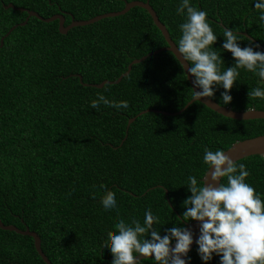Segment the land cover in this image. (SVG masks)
Returning a JSON list of instances; mask_svg holds the SVG:
<instances>
[{
  "label": "trees",
  "instance_id": "16d2710c",
  "mask_svg": "<svg viewBox=\"0 0 264 264\" xmlns=\"http://www.w3.org/2000/svg\"><path fill=\"white\" fill-rule=\"evenodd\" d=\"M131 1L146 0H0V40L17 26L0 48V221L35 232L51 264H111L112 255L103 248L108 232L116 231L114 224L121 218L143 222L149 208L160 217L155 227L163 236L179 224L183 201L190 195L187 176L195 174L199 180L205 171V147L225 151L264 135V120L229 119L201 103L175 116L138 115L147 109L175 113L191 99L185 73L169 51L132 65L118 83L84 85L115 81L133 60L167 46L146 10L135 7L61 34L58 21L30 17L20 26L28 13L16 9L45 19L61 14L67 26L72 19L121 11ZM191 2L207 11L218 35L214 48L221 47L223 26L228 25L246 38L241 47L254 40L264 51V29L252 0ZM178 3L149 0L174 43L183 21L175 12ZM9 4L15 9L5 8ZM221 57V70L234 63L228 52ZM257 80L241 70L230 89L232 100L222 106L264 111V99L247 96ZM222 91L217 89L212 100L220 101ZM98 93L112 101L126 100L128 107L101 103L92 108ZM236 163L247 166L246 182L264 200V156ZM107 190L116 194V213L105 212L99 203ZM187 223L180 221V226ZM188 257L189 264H202L196 245ZM0 264L45 263L32 237L0 228ZM207 264H219V257Z\"/></svg>",
  "mask_w": 264,
  "mask_h": 264
},
{
  "label": "clouds",
  "instance_id": "9594fccd",
  "mask_svg": "<svg viewBox=\"0 0 264 264\" xmlns=\"http://www.w3.org/2000/svg\"><path fill=\"white\" fill-rule=\"evenodd\" d=\"M252 5L259 27L264 29V0H252ZM175 12L183 21L178 24V39L168 48L191 79L189 101H211L215 91L222 88L215 107L229 104L230 89L241 70L258 77L247 96L264 99V51L259 50L254 40L241 47L239 42L246 38L227 25L223 26L221 47L216 49L213 44L218 35L206 19L207 11L191 0H179ZM222 51L230 53L234 61L223 70ZM101 103L113 108L128 107L126 100L112 101L102 93L97 94L90 106L97 108ZM202 160L205 171L201 178L190 174L184 182L190 195L183 201L179 224L167 228L162 236L155 227L161 222L160 217L150 208L144 211L143 222L118 219L114 224L116 231L108 232L103 243V248L112 255L111 264H141L146 258H151L154 264H189L191 257L187 253L193 244V232L180 226V221L197 222L195 244L202 264H207L214 255L219 257V264H264V200L246 182L250 174L247 166L237 164L219 148L213 151L205 147ZM221 178H226V182ZM99 203L105 212H118L116 194L111 190L104 192Z\"/></svg>",
  "mask_w": 264,
  "mask_h": 264
},
{
  "label": "water",
  "instance_id": "95a60500",
  "mask_svg": "<svg viewBox=\"0 0 264 264\" xmlns=\"http://www.w3.org/2000/svg\"><path fill=\"white\" fill-rule=\"evenodd\" d=\"M8 7L12 8V9H15L14 6L11 5V4L6 6L5 8H8ZM135 7H139V8H142V9L147 11V13L150 15L154 25L161 32V34H162L167 46L164 47V48H161V49H159L157 51L151 52L147 56H144V57H142L140 59L133 60L128 65L126 72L123 73L122 75H120L118 77V79L115 80V81H103V82H101L99 84H84L85 86H92V87H95V88H102L105 84L118 83L123 77L127 76L130 73L132 65L138 64V63L144 61L148 56H152V55H154L156 53H159L161 51H169L170 52V50L168 48L169 44H171V42L172 43H174V42L170 39L169 33L166 30L165 26L160 22V20L158 19L155 11L150 6L149 0H146L145 2H142V1L127 2V3H125V7L121 11L106 13V14H103V15L96 16V17H94L92 19H89V20L77 21V20L72 19L70 24L67 25V26L64 25L65 20H64L63 15H61V14H56V15H53L52 17H49V18L45 19V18H42L41 16H39L36 12L29 11V10H26V9H23V8H16V9L19 10V11H24V12L28 13V16H27L26 20L24 22L20 23L19 24L20 26H24L27 23V21H28V19L30 17H35L38 20L43 21L45 23L58 21V30H59V32L61 34H66L70 29H72L74 27L89 25V24L95 23L97 21H100L102 19L109 18V17L121 16V15L126 14L130 9L135 8ZM16 27L17 26H13L6 33V35L1 38V40H0V48L3 45L4 38L10 32H12ZM242 34L244 36H248L246 33H242ZM171 50L174 51V49H171ZM183 71L186 74L185 70H183ZM78 77H79V80L81 81V76L78 75ZM187 81H188L190 87H192L191 79L187 78ZM192 103L193 102L189 101L185 105V107L183 109H181L180 111L175 112V113L161 112V111H157V110H154V109H147V110H144V111L140 112L138 115H142V114H145L147 112H152V113H160V114H163L165 116H175V115H179L180 113H182L183 110H185ZM205 103H201V104L206 106L208 109L214 111L215 113H217V114H219V115H221L223 117L229 118V119L238 120V121L258 120V119L264 120V111L254 110V109H250V110H246V111H234V110H232L230 108L223 107V106L221 108H219V109H216V107H215L216 106V102L215 101H213V100L205 101ZM133 121H134V118L129 119L128 126H130V124ZM225 154L228 155L234 162H237V161H239L241 159H244V158L250 157V156H262V155H264V135H260V136H257V137L251 138V139H246V140H243V141L236 142V143L232 144L227 150H225ZM166 194H167V192H166ZM185 227L191 228V230L193 232V244L190 246V250H191L196 245L195 244V239H196V236L198 235V224L195 221H191L190 223L185 224ZM0 228L3 229V230L14 231V232H16L18 234H21V235H24V236L32 237L33 241H34V248H35L36 252L38 253V255L41 257V259L44 261L45 264H51L50 261L48 260V258L43 253V251L41 249L40 238L38 237V235L35 232L30 231L28 228H25L24 230H21V229L15 227L13 225H4L1 221H0ZM190 250H189V252H190ZM188 253H187V256H188ZM146 259H148V258H146Z\"/></svg>",
  "mask_w": 264,
  "mask_h": 264
},
{
  "label": "built area",
  "instance_id": "2783aa9c",
  "mask_svg": "<svg viewBox=\"0 0 264 264\" xmlns=\"http://www.w3.org/2000/svg\"><path fill=\"white\" fill-rule=\"evenodd\" d=\"M262 156H264V155H262Z\"/></svg>",
  "mask_w": 264,
  "mask_h": 264
}]
</instances>
